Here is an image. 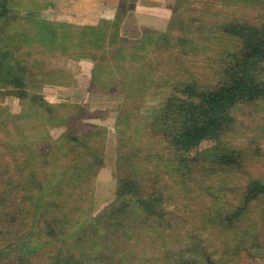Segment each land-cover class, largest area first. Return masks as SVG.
Segmentation results:
<instances>
[{
	"label": "rangeland",
	"instance_id": "1",
	"mask_svg": "<svg viewBox=\"0 0 264 264\" xmlns=\"http://www.w3.org/2000/svg\"><path fill=\"white\" fill-rule=\"evenodd\" d=\"M117 2L13 0L10 13L19 16L17 24L13 22L6 29L4 19L0 20V42L17 31L27 30L21 32L20 41L4 39L9 48L13 44L14 47L1 73L18 81L25 89L24 95L16 97L5 95V88L0 87V165H9L18 182L3 202L6 209L18 214L32 205H39L44 194L48 199H54L49 193L50 188L63 180L69 170L71 172V160L47 154L46 143H53L67 125L78 127L81 133H92L89 143L103 147V166L95 177L91 176L90 187L85 192L75 191L68 200L65 198V214L72 220L64 236L47 239L40 235L41 227L24 229L10 243L0 244V264H11L17 251L30 254L27 264H49L56 259L52 257L64 261L69 253L73 262L77 260L81 264H149L154 257L158 259L151 264H165L161 258L162 246L169 248L171 245L182 250V247L189 246V233L200 237L218 264H264V202L248 208L245 218L232 232L219 225L221 218L218 212L227 213L238 203L240 193L250 178L264 182V100L238 106L234 111L231 142L244 153L239 171L218 172L203 178L199 174L188 176L187 180L167 189L174 200L169 206L172 216L179 222L177 228L167 232L174 239L166 237L161 242L160 237L150 231L125 236L109 235L111 231L101 230L110 238L106 246L102 244L100 250H94L88 243L80 244L78 236L92 225V218L107 211L114 201L117 145L124 141V136H129V143H147L143 149L157 148L154 138L148 135L141 137L140 127L159 112L176 80L195 77L199 83L210 80L212 67L230 48V42L220 33L218 24L231 17L252 22L264 19V0H136L135 9L121 25L120 35L127 39L126 46L136 43L145 29L163 32L170 28L172 35H185L186 39L179 46L174 41L163 50L148 48L141 63L131 66L144 64L151 71L150 78L141 83L143 90H137L131 81L135 77L127 79L124 75L117 78V67H109L108 62L115 55L107 53L105 59H100L107 35L96 25L101 18L112 19ZM35 19L55 22L57 29L69 40L87 39L84 53H94L96 58L78 54V48L63 52L31 40L29 35L34 31ZM98 41L103 43V47H96ZM150 47L153 48V44ZM17 59L23 63L17 64ZM100 64L106 65L104 72L109 80L104 81L106 76L101 74L100 68L97 76L102 75L104 79L92 82ZM23 65L29 70H24ZM28 71L37 75L36 80L28 79ZM44 73L49 76L42 82ZM104 82L105 90L101 84ZM40 98L57 106L54 115L33 108L30 100ZM126 115H129V121ZM46 134L49 139L44 140ZM33 136L38 137L36 144ZM24 141L27 148L35 150L30 153L32 159L25 160L19 172L15 173L14 166L18 164L10 159L15 156L24 160L28 153L19 148L23 147ZM28 171L33 173L34 180L43 184L41 192L35 195L26 193L29 186H25L24 181H29ZM3 180L1 175L0 191ZM77 193L81 194L82 200L77 198ZM47 206H50L47 207L49 213L57 210ZM77 207L78 211L71 210ZM88 230L92 235V226Z\"/></svg>",
	"mask_w": 264,
	"mask_h": 264
},
{
	"label": "trees",
	"instance_id": "2",
	"mask_svg": "<svg viewBox=\"0 0 264 264\" xmlns=\"http://www.w3.org/2000/svg\"><path fill=\"white\" fill-rule=\"evenodd\" d=\"M11 1L13 0H0V20L4 19L6 29L10 28L13 22L16 23L19 17L16 13H10ZM135 6L136 0H118L112 19L101 18L96 25L99 30L103 28L106 31L107 43L104 47L99 41L95 45L98 48L103 47L100 59H105L107 53H111V56L115 55L108 63L109 67H117V78L124 75L127 79L135 77L131 80L132 83L136 85L137 90H143L141 83L150 78V68L144 64L132 68L131 66L141 63L148 48L163 50L169 48L174 41L179 46L186 39L185 35H172L170 28L163 32L145 29L136 43L131 44L130 47L126 46L127 39L120 35L121 25ZM33 23L35 28L29 35L31 40H37L39 43L50 45L63 52L78 48V54H85L84 44L88 43L87 39L81 37L67 39L57 29L55 22L50 20L35 19ZM217 27L230 42V48L221 54L216 66L212 67L210 80L204 83H199L196 77L176 80L171 85V91L165 97L159 112L147 119V124L140 127V132L136 126L141 137L148 135L155 139L154 142L158 146L154 150L147 147L143 149L142 146L147 143H129L131 141L128 139L129 136H124V141L117 145L114 201L107 207V211H102L97 218H92L90 222L92 225L86 227L78 236L80 244L88 243L94 250H100L102 244L106 246L110 242L108 235L103 234L102 231H111L109 235L125 236L150 231L160 237L161 242L166 237L174 239L173 236H168L167 232L174 227L177 228L179 222L172 216L173 211L169 206L174 200L173 197L171 199L167 189L187 180L188 176L199 174L201 178L206 175L211 177L218 172L241 169L244 153L241 149L232 146L231 142V134L234 131V111L238 106L264 100V19L260 18L258 22H252L231 17L220 22ZM22 31L27 30L17 31L4 39L20 41ZM4 39L0 42V87L5 88V95L21 97L25 94L23 86L1 73L5 61L11 58L9 54L14 47L13 44L9 48L8 42ZM150 44H153V48ZM84 56L96 58L94 53H86ZM16 61L17 64L23 63L20 59ZM104 67H106L104 64L98 65L92 76V82H96V79L101 81L99 78L104 79L102 75L97 76L100 68H102L101 74L106 76L104 81L109 80ZM22 68L28 69L25 66ZM48 76L49 74L44 73L41 77L42 82L47 80ZM36 78L37 75L28 71L29 80H36ZM105 82L104 85L101 83L103 90L107 88ZM30 101L33 108L42 109L41 112L46 114L54 115L57 108L42 98ZM126 118L129 121V115H126ZM91 134L90 132L81 133L78 127L69 124L52 141L53 143L51 141L46 143L47 154L52 153L71 160L69 165L71 172L69 170L63 180L50 188L49 193L54 199H48V195L44 194L39 205H32L18 214L6 209L3 203L6 196L18 185L15 180L16 175H13L9 165H0V176L4 178L1 184L3 188L0 191V244L10 243L20 232L29 227L33 229L37 226L41 227L40 235L47 239L64 236L72 220L65 214L67 205L65 198L67 200L71 198L75 191L85 192L90 187L91 176L95 177L98 169L103 166V147L99 144L92 146L89 143ZM43 139H49L47 134ZM33 140L36 144L38 137L33 136ZM19 148L28 154L25 155L24 160L12 156L10 160L18 164L14 166L17 170L15 173L19 172L25 160L32 159L30 153L35 150L27 148L25 141L23 147L19 146ZM32 174L28 171L29 181H24V185L29 186L27 194L35 195L41 192L43 184L34 180ZM76 196L82 200L80 193ZM259 202H264V182L258 178H250L240 193L238 203L233 205L227 213L224 211L220 214V210L218 211L221 218L219 225L230 232L234 231L245 218L248 208ZM47 204L57 210L49 213L47 207L50 206ZM78 209L79 207L71 210L78 211ZM91 226L92 235L88 232ZM188 239L189 246L182 247V250L174 249L171 245L169 248L163 245L161 257L163 262L165 264H218L213 259V252H209V248L200 241L197 234L189 233ZM29 255L24 251H17L11 264H27ZM52 258L56 259L49 264H81L77 260L73 262L70 253L66 255L64 261H60L58 257ZM157 259L154 257L151 263L156 262Z\"/></svg>",
	"mask_w": 264,
	"mask_h": 264
}]
</instances>
